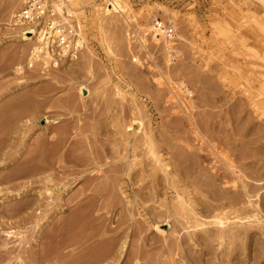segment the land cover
<instances>
[{
    "label": "rangeland",
    "instance_id": "1",
    "mask_svg": "<svg viewBox=\"0 0 264 264\" xmlns=\"http://www.w3.org/2000/svg\"><path fill=\"white\" fill-rule=\"evenodd\" d=\"M29 1L0 0V264H87L111 245L112 256L101 264H200L187 257V243L179 246L175 236H205L209 230L192 228L198 216L187 206L200 212V199L213 205L228 203L201 192L199 186L207 179L200 178L199 170H220L226 180L238 182L240 188H230L231 196L243 191L226 156L264 216V112L249 105L245 79L221 77L223 58H204L201 40L183 18L185 13L213 17L229 32L231 66L254 71V98L264 74V61L251 57L264 55V0H228V5L224 0H206L204 14L192 8L205 0H194L195 4L125 0L129 15H134L130 24L122 15L110 13L102 27L92 24V7L81 6L86 16L82 27L91 45L76 60L57 56L58 65L33 59L31 43L16 36L17 15ZM96 1L105 6V0ZM160 6L172 14L159 12ZM67 8L68 21L79 22V15ZM154 14L168 22L178 15L174 23L182 57L177 65L185 69H171L170 82L159 71H168L164 48L150 38L146 48L142 44L141 24ZM83 85L90 91L86 97L80 91ZM13 104H28L34 111L13 122L15 116L3 115ZM54 119L58 125L47 124ZM4 124L9 125L7 132ZM45 131L51 132L48 138L64 133L63 141L47 143L45 160L54 168L19 176L18 157L26 155ZM151 134L167 142L169 151L161 152L164 159L175 154L170 176L156 171L157 194L151 183L155 173L147 143ZM57 153L65 156L64 169H56ZM10 160L8 167L5 163ZM83 170L91 173L78 176ZM47 175L53 176L52 194L46 193ZM185 179L192 186H175ZM218 185L219 196L231 186L221 179ZM136 191L142 197L136 198ZM177 193L183 195L184 204L178 202ZM230 209L226 217L232 219ZM247 212L254 214V208ZM201 217L212 222L214 214ZM241 223L226 226L224 245L219 238L209 244L203 255L206 264H264V217L252 228L248 220ZM125 240L127 249L121 256ZM203 248L196 247L199 252Z\"/></svg>",
    "mask_w": 264,
    "mask_h": 264
},
{
    "label": "bare ground",
    "instance_id": "2",
    "mask_svg": "<svg viewBox=\"0 0 264 264\" xmlns=\"http://www.w3.org/2000/svg\"><path fill=\"white\" fill-rule=\"evenodd\" d=\"M59 2H54L53 6L59 11V13L62 15V19L68 22L72 27L78 26L81 29V32L83 34V38H86V47L85 51L89 48L91 45V40H89L88 36H86L85 31L83 30L82 24L84 21V8L81 6H90L92 7V17L90 20H92V24L98 25L99 27H102L104 25L105 21L107 18L110 16V13L115 14L116 12H119V15H122L124 19L127 21L128 24H130L131 20L134 19V15L128 13L129 10L126 8L128 7V3L125 0H105V6L102 8L101 5L95 0V1H90V0H69V2H65L64 0H58ZM224 3L228 5V0H224ZM63 4L65 6H63ZM67 6L70 7L74 13L78 14L80 17V21L76 22V24L70 23L68 20V15H66L67 11ZM66 12H64L65 10ZM163 11L167 15H171L172 12L170 11V8L167 6H160L159 12ZM70 14V11L68 12ZM18 16V15H17ZM156 15H150L148 16L142 25V28L144 30V38H142V44L146 48L148 38H150L154 44H156L159 47L164 48L165 52V60L167 63V70L168 71H162L159 69L160 74L162 78L166 79V81L170 82L171 81V69H185V66L182 65H177L178 63L172 65L171 60V49L173 44L171 41L165 36V32H162L158 29H156V20L157 18L155 17ZM178 17L177 14H173L171 16L172 23L175 22V19ZM205 17V16H203ZM203 17L200 18V16H196L194 13H185L183 18L184 21H187L189 25V31H192L195 38L198 40H201V49H202V54L204 58L207 60L213 58V56H219L223 58V69H222V78H230L232 81H237L240 79H245L248 82V89L245 90L244 96L249 100V105L253 109V111L258 112V111H263L264 112V74H262V79L257 82L259 86V94L252 97L251 90L254 88V71H245L241 69H237L233 66H231L230 62V56L229 53L231 51L230 45H232L233 41L229 36V32L226 30L222 29L221 25L216 22V20L212 17H207L203 19ZM16 26L17 28L15 29L16 36L21 39L22 42H27L31 43V54L33 55V59L37 60H42L44 62V65H48L49 63L58 65V60L56 56H54L55 52L49 51L45 45L41 43L40 40L36 38V31L32 30V32H28L26 28L23 27L22 24L19 23L18 20H16ZM166 22V21H165ZM34 35H29L33 34ZM78 45H82L81 42H77ZM196 44V43H195ZM193 45V44H192ZM198 45V43H197ZM84 51V53H85ZM109 51L112 55H114V52L111 50V47H109ZM64 53L61 52V56L66 57L67 59L70 60H76L80 56L74 54V55H69L68 51L64 49ZM252 60L255 58L261 59L264 61V55H254L251 54ZM32 59V60H33ZM254 65V63H252ZM81 93L83 96L86 97L87 94H90V91L86 86H82L80 88ZM253 100V101H251ZM15 109L13 112L11 109ZM10 108L6 109L3 113L4 117L8 118V116H15V119H13V122L16 121H21L22 118L31 116L33 113V107L28 105V104H21V105H16L13 104L10 106ZM35 113V112H34ZM12 120V119H11ZM58 119L54 120H48L47 124L56 126L59 124ZM9 124H11L10 121H8ZM4 131L7 132L9 125L4 124ZM51 132H44L40 138H38L35 142L34 145L31 146L26 152V155L18 157V161L20 163V170H19V176H25V175H38L41 173H44L47 168L53 169L52 165L48 164L45 160L46 154L49 152V144L47 143H53L52 140L56 139L55 142L58 141H63L64 138H62V134L64 133H58V136L56 137H50ZM52 139V140H50ZM147 143L149 145V154L152 157L153 161V168L155 170V173L152 174V181L151 183L154 185L155 192L154 194H157V183L158 179L156 177V171L158 169H161L166 173L167 176H170L172 174L171 170H169L170 167L174 166V159H175V154L173 152H170L169 155L171 156L170 159H164V156L161 154L163 150L169 151V147H167V142L164 140H161L160 137L156 136L155 134H151L147 137ZM128 146V145H127ZM169 146V145H168ZM173 148H170L172 150ZM213 150L217 153L220 154L218 151L213 148ZM54 151V150H53ZM60 151V149H59ZM203 151V150H202ZM168 155V156H169ZM58 156V153L57 155ZM198 158L200 157L198 154L196 155ZM25 160H22V159ZM186 160H188L186 158ZM225 162L227 163L231 174L235 176L241 183L243 191L240 192L238 195L234 194V196H231V189H238L240 186L238 185V182H231L229 180H226L225 176L220 172V170H216L213 173H210L204 169H201L199 166L198 170L200 173V178H205L207 179L206 183L203 182L202 186L200 187V190L202 193L207 192L208 194L212 196H217V200H227L228 203H220L217 205L209 204L206 200L200 199L199 200V206H200V212H195L194 208L191 206H187L186 210L190 212H193L197 217L196 220V225H194L192 228H199V227H206L209 230L205 231V236H199V234H195V237L192 233L190 235L186 236H181L180 233L176 234V243L179 244V246L185 245L184 243H187V257L191 259L192 262L200 263V264H206L204 262V256L207 255V249H209V244L215 239L219 238L221 240V245H224L226 237L224 230L226 229V226L232 225V226H239V225H244L240 224V221L248 220V226L249 228L258 226L262 222V218L264 217L263 214L261 213V210L258 207V204L255 203V200L253 198V192L252 190L248 187V184L242 180V175L240 172H238L237 167L234 165V162L226 156L224 158ZM13 162L12 160L7 161L5 163L6 166H11L9 163ZM65 156L64 154H59V156L54 159V164H56V169H64L65 168ZM172 169V168H171ZM84 173H91L88 170H83L78 173V176L83 175ZM223 180L224 184L226 186L230 187H225L222 189L223 194L219 196L218 192V181ZM53 182V176L47 175L45 177V183L47 185L46 188V193L47 194H52L53 191L51 188H49V183ZM79 184V183H78ZM176 187H180L182 184L183 186H192V183L189 182L188 180H180L178 182H174ZM206 186V187H203ZM174 189H178V188ZM231 188V189H230ZM179 192V190L177 191ZM142 192L141 191H136L135 197L139 198L142 197ZM183 199V195L180 193H177V200L178 202L184 204L181 202ZM188 205V204H187ZM231 208L229 211H231L232 215H235L234 218L230 219L226 217V212L227 210ZM247 208H254V214H251L247 212ZM143 212H147V210H143ZM203 213H211L214 214L213 221L212 222H207L204 221L201 217V214ZM262 214V215H261ZM261 215V216H260ZM157 230H161L158 225H154ZM221 228L220 230H212L210 228L216 227ZM218 231H221L222 233H218ZM244 233L250 235L251 232L247 229H244ZM237 234V233H235ZM184 237V238H182ZM185 239V240H184ZM188 240V241H187ZM204 246L203 249L200 250V252L196 249L197 246ZM114 245H111L110 247L104 248L102 251L99 253H96L92 260L87 263V264H101L102 262L108 260L112 256ZM127 249V240L124 241L121 247V256H124V253L126 252ZM201 254L199 258H197L195 255ZM191 254V255H190ZM195 254V255H194ZM194 255V256H192ZM138 263V261L136 262Z\"/></svg>",
    "mask_w": 264,
    "mask_h": 264
},
{
    "label": "built area",
    "instance_id": "3",
    "mask_svg": "<svg viewBox=\"0 0 264 264\" xmlns=\"http://www.w3.org/2000/svg\"><path fill=\"white\" fill-rule=\"evenodd\" d=\"M69 2V0H64ZM191 4H195L191 0ZM196 12L204 14L208 12V5L206 0L196 3V7L192 8ZM65 10V9H64ZM66 12V10L64 11ZM115 14H120L116 12ZM66 15H68L66 13ZM17 20L28 32L36 31V38L41 41L45 47L55 52L54 56L61 55L66 49L69 55L81 56L86 47V38H83L81 29L78 26L72 27L68 22L62 19V15L58 10L48 1L45 0H31L20 11ZM156 29L165 32V36L173 44L171 49V63L172 65L179 62L182 57L181 41L178 29L175 23L156 20ZM133 33V32H132ZM29 35H34L29 34ZM81 42L82 45H78ZM85 45V47H84Z\"/></svg>",
    "mask_w": 264,
    "mask_h": 264
}]
</instances>
